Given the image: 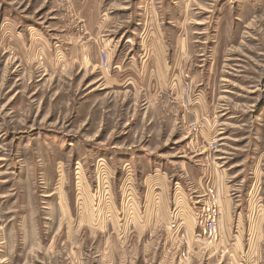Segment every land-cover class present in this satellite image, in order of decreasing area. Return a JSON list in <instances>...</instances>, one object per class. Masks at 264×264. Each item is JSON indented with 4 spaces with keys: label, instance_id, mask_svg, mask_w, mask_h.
Wrapping results in <instances>:
<instances>
[{
    "label": "rangeland",
    "instance_id": "374dc122",
    "mask_svg": "<svg viewBox=\"0 0 264 264\" xmlns=\"http://www.w3.org/2000/svg\"><path fill=\"white\" fill-rule=\"evenodd\" d=\"M0 264H264V0H0Z\"/></svg>",
    "mask_w": 264,
    "mask_h": 264
},
{
    "label": "built area",
    "instance_id": "2783aa9c",
    "mask_svg": "<svg viewBox=\"0 0 264 264\" xmlns=\"http://www.w3.org/2000/svg\"><path fill=\"white\" fill-rule=\"evenodd\" d=\"M101 59V67L106 70L109 69L110 63L107 59L106 52L103 51L101 53ZM193 130H195L194 127ZM220 194L219 187L214 183H210L203 190L202 194H197L199 195L198 197L194 196L197 197V199L192 201L196 217L195 239L197 242L198 240L201 241L205 239L212 241L219 231L222 212ZM168 227L175 235L183 228V226H180L176 219L170 215Z\"/></svg>",
    "mask_w": 264,
    "mask_h": 264
},
{
    "label": "crops",
    "instance_id": "0c3cea01",
    "mask_svg": "<svg viewBox=\"0 0 264 264\" xmlns=\"http://www.w3.org/2000/svg\"><path fill=\"white\" fill-rule=\"evenodd\" d=\"M84 6V5H83ZM81 5L79 4L78 5V11L77 12H75V14H74V16H75V18L78 20V21H81V23H83V25H84V28H85V32H86V35L85 36H91L92 37V35L94 34V32H95V30H100L101 29V27L103 28V26L105 27V25L108 23V18L105 16L106 15V13H103L102 12V15H103V17H100V15H101V13H97V12H95V14L97 13V18H96V16L94 17V20L89 16V11H91L92 12V10L91 9H89V11H88V13L87 14H85L86 12H85V10H83L84 8H82V11H81ZM95 18H96V20H95ZM110 18V17H109ZM75 20V19H74ZM106 30H107V28H104V31H105V33H104V38H103V40H108V42H110V40H109V35L111 34V32L112 31H108L107 33H106ZM77 34H79L80 35V33L77 31ZM106 45H107V43L106 42H104ZM111 43V42H110ZM160 66H161V68H163V69H165L166 67H165V64H164V61H162V60H160ZM152 80H153V77H152ZM152 82V81H151ZM154 82H156L155 80H154ZM154 82H152V83H154ZM162 97L163 98H166V99H170V98H174V97H169V96H166V95H163L162 94ZM173 100H176L177 102H178V100L176 99V98H174ZM191 101L189 100V99H187V101H186V103L182 100V109H184V117H185V115L187 114V113H191L192 112V110L194 111V109H192L191 107H189V106H187V104H189ZM191 104V103H190ZM180 105V104H179ZM202 178H203V176H202Z\"/></svg>",
    "mask_w": 264,
    "mask_h": 264
}]
</instances>
